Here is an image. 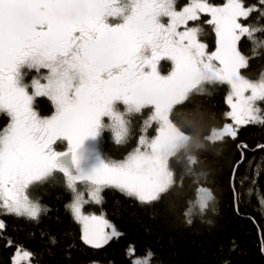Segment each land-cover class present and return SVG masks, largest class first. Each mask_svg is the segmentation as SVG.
<instances>
[{"label": "snow or ice", "instance_id": "obj_1", "mask_svg": "<svg viewBox=\"0 0 264 264\" xmlns=\"http://www.w3.org/2000/svg\"><path fill=\"white\" fill-rule=\"evenodd\" d=\"M252 11L241 0H227L222 7L196 2L179 12L169 0H132L127 5L116 0H0V109L12 117L0 134V208L36 220L41 205L29 199L26 189L56 170L67 177L74 192L77 181L89 183L90 196L97 203L102 188L109 186L141 202L158 200L175 183L170 158L192 139L170 118L173 108L188 101L190 93L202 91L205 82L231 86L228 115L235 125L264 123V112L255 106L256 101H264V81L253 83L240 75L247 66L238 48L241 39L247 37L255 47L264 44V39L257 43L254 35L264 29L240 22ZM198 13L211 15L217 37L211 54H206L207 46L199 39V28L187 27L189 21L198 20ZM110 16L122 17L123 23L109 24ZM160 16L170 22L161 23ZM180 25L184 31L177 30ZM165 57L174 62L167 76L157 70ZM24 66L50 70L47 85L37 84L36 92L55 103L50 118L33 110V97L21 81ZM247 92L251 94L246 96ZM118 101L130 113L151 106V120L159 122V133L151 141L142 137L140 147L126 160H102L87 170L81 166L80 149L86 140L100 138L104 117L111 121L118 143L128 135L127 121L115 109ZM187 111L186 127L195 131L202 113L195 105ZM236 136L233 124H226L205 139L215 142ZM58 140L67 141V151L53 149ZM246 147L238 145L241 160ZM188 160L190 165L197 163L195 157ZM210 199L211 193L201 188L200 207H207ZM84 203L77 193L72 211L83 225L86 244L100 248L119 236L104 218L84 215ZM5 227L0 221V230ZM128 254L135 256V249L130 247ZM18 255L28 258L31 253L18 249ZM151 256L149 251L131 264H149Z\"/></svg>", "mask_w": 264, "mask_h": 264}, {"label": "trees", "instance_id": "obj_2", "mask_svg": "<svg viewBox=\"0 0 264 264\" xmlns=\"http://www.w3.org/2000/svg\"><path fill=\"white\" fill-rule=\"evenodd\" d=\"M190 1L170 0L174 9ZM209 1L222 4L225 0ZM241 2L253 11L247 20L241 18L240 22L264 29V0ZM198 16L187 26L199 28V39L206 44V51L211 52L217 42L211 16L208 13ZM254 35L257 43L264 39V32ZM238 48L247 60L240 74L249 80L263 81L264 44L255 47L243 37ZM168 67L167 59L159 61L161 72ZM201 88L202 91L190 93L188 101L173 108L170 118L192 139L170 158L175 183L158 200L141 202L109 186L102 189L99 203L88 201L83 205L87 211H102L115 226L118 237L100 248L83 241L80 224L69 209L74 192L68 187L67 178L54 171L26 189L29 199L41 205L36 220L6 214L0 208V217L6 225L0 230V264H13L11 258L16 248L31 253V264H131L134 257L142 258L149 251L152 253L149 264H264V123L238 126L235 139L225 137L215 142L205 139L213 129L231 122L229 85L205 82ZM258 104L264 112V101ZM193 105L203 116L195 131L186 127L190 119L187 109ZM32 106L40 116L54 113V105L45 95H36ZM123 115L128 127L123 142L118 143L108 127L99 138L100 151L110 160H121L140 146L142 135L157 134L158 124L151 120V106ZM9 122L10 115L0 109V134ZM238 145L247 146L243 160ZM55 148L66 149L60 140ZM190 156L196 158L195 165L189 164ZM200 188L211 193L204 208L196 204ZM130 247L135 249V256H129Z\"/></svg>", "mask_w": 264, "mask_h": 264}, {"label": "rangeland", "instance_id": "obj_3", "mask_svg": "<svg viewBox=\"0 0 264 264\" xmlns=\"http://www.w3.org/2000/svg\"><path fill=\"white\" fill-rule=\"evenodd\" d=\"M116 2L118 4H121V5H127V4H131L132 3V0H126L124 2H121L120 0H116ZM163 2V0H162ZM170 2V0H169ZM196 2H200V3H206L212 7H222L223 5H225L227 3V0H225L222 4H215L209 0H191L188 4L182 6L181 8H178V9H174L175 11H183V9L185 7H188V6H191L192 4L196 3ZM209 14V13H208ZM210 15V14H209ZM211 16V15H210ZM159 21L165 25H167L169 22H170V18L167 17V16H160L159 17ZM107 22L109 24H112V25H115V24H118V23H123V19L122 17L120 16H110L107 18ZM188 27V26H187ZM178 31H184L185 30V26L183 25H180L177 29ZM216 48H217V42H216ZM216 48L211 51V52H207L206 51V54H211L213 52L216 51ZM170 63V67L167 68V70L165 72H161L160 69H159V62H158V65H157V70L158 72L161 74V75H164V76H167L169 75L173 68H174V62L171 61L170 59L166 58ZM217 67H220L219 65V62L218 61H214L213 62ZM43 69V70H42ZM50 75V70L46 67H28V66H24L22 69H21V81H22V84L26 87V91L28 92V94L30 96H32L33 98L37 95L36 92H37V84L39 85H47L48 83V76ZM241 75V74H240ZM242 76V75H241ZM243 77V76H242ZM245 78V77H244ZM246 79V78H245ZM249 80V79H248ZM250 82H253V83H260L262 82V80H257V81H253V80H249ZM264 81V80H263ZM227 83V82H226ZM229 85V84H228ZM232 94V89H231V86L229 85V93H228V96H227V102H228V97ZM251 93L250 92H247L245 93V95H250ZM47 96V95H45ZM49 97V96H47ZM50 98V97H49ZM51 99V98H50ZM233 100L235 101V98H233ZM53 105H54V113L51 114V115H47V116H39L41 118H50L51 116H53L56 112V105L55 103L53 102V100L51 99ZM32 103H33V100H32ZM259 100L255 102V106L260 109V106H259ZM230 106V105H229ZM33 108V106H32ZM115 109L117 111H119L120 113L124 114L127 110V106L123 104V102L121 101H118L115 103ZM153 109V108H152ZM3 110V109H1ZM6 111V110H5ZM7 112V111H6ZM231 112V107H229V113ZM8 113V112H7ZM153 113H154V109H153ZM9 114V113H8ZM105 118V117H104ZM104 118H103V123L106 125V127L110 128V125H111V121L109 120V118H107L104 122ZM12 123V117L10 115V122L9 124L4 128V130L2 131L1 134H3V132L5 131V129H7L9 127V125ZM157 124H158V129H157V134L155 136H152V137H145V136H141L139 138V143H140V140L141 138L143 137L145 140L147 141H151L152 139H154L158 133H159V127H160V124L159 122L157 121ZM228 124H233L234 128L237 129L238 126L234 124V121L231 120V122H229ZM240 126V125H239ZM114 138H115V135H114ZM116 140V139H115ZM59 141V140H58ZM60 141H63L64 144H65V147L68 148V144H67V141H64V140H60ZM57 142V141H56ZM55 142V143H56ZM55 143L52 145L53 149L55 151H59L58 149L55 148ZM100 140L99 139H88L85 141V143L83 144V146L81 147L80 149V156H81V166L87 170H90L91 168H93L94 166L98 165L102 160H106V162H109V161H112V162H122L124 160L127 159V157L137 148V147H140L139 144L137 145V147L133 150H131L130 152H128L126 154V156L124 158H122L121 160H110L108 159L107 157H105L101 151H100ZM141 150H145L144 148H141ZM86 162L88 164H86ZM75 189L76 191L74 192V195H73V198L72 200L70 201L69 203V209L73 215V217L76 219L73 211H72V204L75 202V199H76V194L77 193H81L83 195V200L88 202V201H93V202H96L95 200H93L90 196V192H91V186L89 183L85 182V181H77L76 184H75ZM103 189V188H102ZM201 189V188H200ZM199 189V190H200ZM102 191V190H101ZM100 197H101V192H100ZM85 204V203H84ZM83 204V205H84ZM196 204L198 206L199 205V193H198V199L196 201ZM82 212L84 215H87V216H97V217H102L104 218L105 220H107L111 225H113L106 217L105 215L103 214L102 211H93V210H85L84 207L82 206ZM77 220V219H76ZM0 221L4 222L3 219L0 217ZM78 221V220H77ZM79 222V221H78ZM80 224V227H81V237H83V225L79 222ZM114 226V225H113ZM115 227V226H114ZM106 231L108 232H111V229H106ZM83 239V238H82ZM84 241V240H83ZM18 249L20 250V252L22 253L23 251H27L26 249H22V248H16L13 252V255H12V263L14 264V261L16 262V264H31L30 261H29V257L28 258H24L22 257L21 255H18ZM28 252V251H27ZM136 258V257H134ZM133 258V259H134ZM141 258V257H140ZM144 258V257H142Z\"/></svg>", "mask_w": 264, "mask_h": 264}, {"label": "water", "instance_id": "obj_4", "mask_svg": "<svg viewBox=\"0 0 264 264\" xmlns=\"http://www.w3.org/2000/svg\"><path fill=\"white\" fill-rule=\"evenodd\" d=\"M59 151H67V149H63V150H59ZM62 162L67 163L68 160L66 159L65 161H62ZM56 171H58V170H56ZM58 172L61 173L64 177H66L62 172H60V171H58ZM66 178H67V177H66Z\"/></svg>", "mask_w": 264, "mask_h": 264}, {"label": "flooded vegetation", "instance_id": "obj_5", "mask_svg": "<svg viewBox=\"0 0 264 264\" xmlns=\"http://www.w3.org/2000/svg\"><path fill=\"white\" fill-rule=\"evenodd\" d=\"M86 164H88V163L86 162Z\"/></svg>", "mask_w": 264, "mask_h": 264}, {"label": "clouds", "instance_id": "obj_6", "mask_svg": "<svg viewBox=\"0 0 264 264\" xmlns=\"http://www.w3.org/2000/svg\"><path fill=\"white\" fill-rule=\"evenodd\" d=\"M67 149V148H66Z\"/></svg>", "mask_w": 264, "mask_h": 264}]
</instances>
